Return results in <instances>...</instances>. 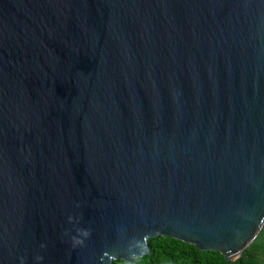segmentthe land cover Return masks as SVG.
Instances as JSON below:
<instances>
[{
  "label": "water",
  "instance_id": "water-1",
  "mask_svg": "<svg viewBox=\"0 0 264 264\" xmlns=\"http://www.w3.org/2000/svg\"><path fill=\"white\" fill-rule=\"evenodd\" d=\"M263 229L264 0H0V264Z\"/></svg>",
  "mask_w": 264,
  "mask_h": 264
},
{
  "label": "trees",
  "instance_id": "trees-1",
  "mask_svg": "<svg viewBox=\"0 0 264 264\" xmlns=\"http://www.w3.org/2000/svg\"><path fill=\"white\" fill-rule=\"evenodd\" d=\"M149 248L150 254L144 258L114 264H264V229L236 263L228 262L220 253L201 251L170 237L150 240Z\"/></svg>",
  "mask_w": 264,
  "mask_h": 264
}]
</instances>
